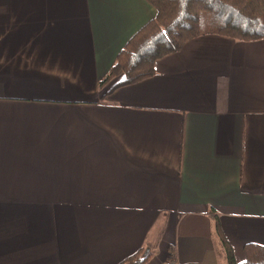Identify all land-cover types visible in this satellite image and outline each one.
<instances>
[{"label": "crops", "instance_id": "0c3cea01", "mask_svg": "<svg viewBox=\"0 0 264 264\" xmlns=\"http://www.w3.org/2000/svg\"><path fill=\"white\" fill-rule=\"evenodd\" d=\"M147 0H0V264H227L264 246V38L204 34L99 83Z\"/></svg>", "mask_w": 264, "mask_h": 264}, {"label": "trees", "instance_id": "16d2710c", "mask_svg": "<svg viewBox=\"0 0 264 264\" xmlns=\"http://www.w3.org/2000/svg\"><path fill=\"white\" fill-rule=\"evenodd\" d=\"M156 10L120 51L108 75L99 83L108 91L139 82L155 74L156 61L177 52L183 44L204 34L229 36L237 40L264 38V0H147ZM215 232L225 251L227 264H264V246L247 243L245 260L238 263L225 238L218 216ZM150 253L141 249L123 264H144Z\"/></svg>", "mask_w": 264, "mask_h": 264}, {"label": "built area", "instance_id": "2783aa9c", "mask_svg": "<svg viewBox=\"0 0 264 264\" xmlns=\"http://www.w3.org/2000/svg\"><path fill=\"white\" fill-rule=\"evenodd\" d=\"M162 264H179V263L174 259H170V260L164 261Z\"/></svg>", "mask_w": 264, "mask_h": 264}]
</instances>
